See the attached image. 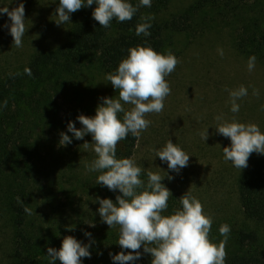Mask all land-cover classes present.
<instances>
[{
	"label": "rangeland",
	"instance_id": "1",
	"mask_svg": "<svg viewBox=\"0 0 264 264\" xmlns=\"http://www.w3.org/2000/svg\"><path fill=\"white\" fill-rule=\"evenodd\" d=\"M192 1L179 0L175 6L179 10ZM20 2L12 0L9 4V0H0V7L7 5L11 9ZM23 3L28 30L22 37V47L17 48L13 44L9 29L5 27L11 21L6 13L0 14V75L12 66L24 63L36 50L62 42L67 35L69 22L58 26L54 21L59 0L55 3L50 0H23ZM199 16L189 30L182 33L175 30L167 36L164 54L171 51L179 63L175 71L165 77L171 93L164 100L163 111L149 113L145 117L151 123L139 135L134 160L145 171L166 175L162 183L170 189L172 196L179 198L189 191L198 198L204 213L212 220L209 233L212 242L219 244L224 240L219 228L228 225L226 252L232 248V237L239 226L257 230L264 248V223L246 218L237 187L240 176L251 161L264 154L252 153L248 166L237 169L223 155L222 148L230 145V139L215 128V117L223 116L228 120L234 118L242 123H255L264 132V65L255 61L254 69L248 70L249 58L235 51V32L221 21L217 11L205 10ZM72 17L73 13H70V21ZM218 49L223 50V56ZM106 74L98 64L85 63L77 68L69 86L58 95L62 103L58 118L62 123L38 127L26 145V148L36 147L45 158L44 169L37 176H32L31 193L36 219L44 213H51L50 222L58 219L66 200L74 204L72 209L78 208L76 211L80 212V140L68 132L67 124L73 121L77 128H81L78 115L94 116L97 105L103 102L102 97L118 96V90L105 79ZM241 85L248 94L237 101L239 111L233 113L228 90ZM253 89L258 90L259 96L253 95ZM206 128L209 135L204 141L200 133ZM61 132L72 138L70 144L59 145ZM169 139L189 154L188 166L179 172L168 169L167 163L156 156V150ZM167 175L173 179L169 180ZM6 182L7 176H1L0 188L5 187ZM61 186L69 190L71 199L60 191ZM11 217L6 201L0 197V264H11L8 250L15 232ZM141 259L138 264H151L149 253H142Z\"/></svg>",
	"mask_w": 264,
	"mask_h": 264
},
{
	"label": "trees",
	"instance_id": "2",
	"mask_svg": "<svg viewBox=\"0 0 264 264\" xmlns=\"http://www.w3.org/2000/svg\"><path fill=\"white\" fill-rule=\"evenodd\" d=\"M178 1L151 0V6L138 7L131 20L119 22L114 18L108 28L101 27L92 17L95 3L85 6L73 13L62 42L36 50L24 63L16 64L0 75V177L7 176L6 186L0 188V197L6 201L15 227L8 250L11 264H52L47 248L58 249L66 235L90 245L91 257L82 258V264H115L110 253L122 251L117 243L118 226L109 228L101 220L96 200L97 197L110 198L115 202L119 190L113 192L96 184L99 173L85 168L86 163L91 164L95 159L90 134L80 140V212L76 211L78 208L72 209L74 204L66 200L59 218L52 222L51 213L39 214L38 219L34 215L32 176L44 169L45 158L36 147L26 148V145L38 127L62 123L58 118L62 110L58 95L69 86L77 68L91 63L100 65L107 73L114 72L121 59L128 55V49L137 45L151 46L164 54L168 34L189 30L191 23L205 10L217 11L221 21L234 30L235 51L247 58L254 55L256 62L264 65V0H194L179 10L175 6ZM129 2L133 6L139 4V0ZM142 16L154 17L149 21L148 36H138L135 32L136 25L144 22ZM26 68L31 70V75L25 72ZM120 115L122 118L123 114ZM138 140L139 137L129 133L117 145V158L134 160ZM85 141L89 142L90 149H84ZM146 172L141 173L145 183ZM237 185L246 218L264 223V155L251 161ZM60 189L71 199L65 186ZM25 207L32 210L31 215L24 211ZM181 207L180 199L171 196L163 214L169 215ZM69 225L71 231L67 228ZM86 231L91 233V238L84 235ZM232 238L225 264H264V248L257 230L239 226ZM140 261L141 257L130 264Z\"/></svg>",
	"mask_w": 264,
	"mask_h": 264
},
{
	"label": "clouds",
	"instance_id": "3",
	"mask_svg": "<svg viewBox=\"0 0 264 264\" xmlns=\"http://www.w3.org/2000/svg\"><path fill=\"white\" fill-rule=\"evenodd\" d=\"M55 3V0H50ZM12 0H9V4ZM95 8L92 17L99 25L108 28L115 18L119 22L131 20L140 6H151V0H139L133 6L129 0H59L55 9V23L60 26L70 22V13L77 12L85 6ZM7 14L11 23L8 27L13 38V44L22 47V37L28 30L25 25V7L23 0L18 6L0 7V14ZM154 17H141L144 22L138 23L136 35H150L149 21ZM12 44V45H13ZM223 56V50L218 49ZM256 57L248 59V70L255 67ZM179 63L171 51L162 54L151 46L137 45L128 49V55L121 59L114 72L106 74L105 79L111 82L118 96L102 97L94 116L80 114L77 120L82 125L77 128L75 122L69 121L68 132L78 140H83L86 134L92 137L91 148L95 159L91 164L86 163L89 172H97L96 184L107 187L115 192L119 190L115 202L110 198L97 197L98 212L101 220L109 228L118 226V244L122 251L112 254L115 264H130L141 257L143 252L151 255V264H225L227 252L226 241L230 228L222 225L219 228L224 240L216 244L209 238L212 220L203 211V205L191 192L186 191L179 197L181 208L165 215L168 200L172 192L168 189L162 176L158 172L148 170L147 182L141 179L142 168L131 158H117L116 149L121 140L128 137H139L147 130L150 121L146 119L149 113H160L164 108V100L171 93L169 83L165 79ZM31 75L29 68L25 69ZM229 100L231 112L239 111L238 100L247 96V89L241 85L230 89ZM253 95L259 92L253 89ZM125 105L130 107L125 108ZM6 106V102H5ZM122 118H121V115ZM216 130L219 134L229 138L231 143L224 146L223 155L226 161H231L237 169L248 166V159L252 153L264 154V132L255 123H242L234 118L228 120L223 116H216ZM201 138H208L207 128L201 133ZM72 138L66 133H60L59 145L66 146ZM85 150L89 149L88 141L83 143ZM156 156L167 163L168 169L179 172L187 167L189 154L169 139L161 148L156 150ZM169 180L173 179L167 175ZM24 211L31 215L32 210L25 207ZM94 227V223H89ZM72 230V226H67ZM91 238V233L85 232ZM89 244H84L72 235L62 239L61 246L47 248V255L52 264L57 260L60 264H82V258H90ZM127 250V251H124Z\"/></svg>",
	"mask_w": 264,
	"mask_h": 264
}]
</instances>
